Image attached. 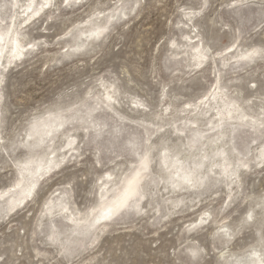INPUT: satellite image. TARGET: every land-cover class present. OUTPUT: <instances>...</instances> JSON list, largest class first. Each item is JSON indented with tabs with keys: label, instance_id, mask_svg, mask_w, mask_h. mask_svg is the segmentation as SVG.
<instances>
[{
	"label": "rangeland",
	"instance_id": "rangeland-1",
	"mask_svg": "<svg viewBox=\"0 0 264 264\" xmlns=\"http://www.w3.org/2000/svg\"><path fill=\"white\" fill-rule=\"evenodd\" d=\"M0 44V264H264V0H0Z\"/></svg>",
	"mask_w": 264,
	"mask_h": 264
},
{
	"label": "bare ground",
	"instance_id": "bare-ground-1",
	"mask_svg": "<svg viewBox=\"0 0 264 264\" xmlns=\"http://www.w3.org/2000/svg\"><path fill=\"white\" fill-rule=\"evenodd\" d=\"M15 43H16V41H15ZM0 46H1V44H0ZM15 46H16V45H15ZM5 48H6V47H3V46H2V47H0V51H3V50H5ZM14 48L16 49V47H14Z\"/></svg>",
	"mask_w": 264,
	"mask_h": 264
}]
</instances>
